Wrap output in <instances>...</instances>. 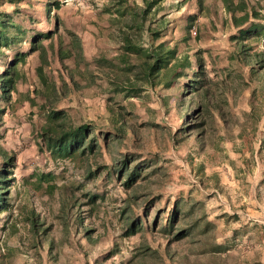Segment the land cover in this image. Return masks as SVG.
I'll return each instance as SVG.
<instances>
[{"label": "trees", "instance_id": "obj_1", "mask_svg": "<svg viewBox=\"0 0 264 264\" xmlns=\"http://www.w3.org/2000/svg\"><path fill=\"white\" fill-rule=\"evenodd\" d=\"M21 1L0 0V58L4 56L3 49L10 51L0 64V140L4 136L5 118L13 114L16 107L26 104V119L31 125L29 133L37 154L45 164L76 163L81 159L84 164L81 177L90 182L93 189L75 193L76 186L57 183L53 171L46 167H31L29 174L22 175L17 182V153L0 143V218L7 214L12 194L43 196L48 209L55 210L54 215L64 228L70 226L87 243H93L101 234L115 233L116 238L113 236L103 260L119 254L124 240L139 233L141 236L134 242L129 257L117 259L114 264H138L149 256L161 264L163 254L171 260L170 244L177 246L184 236L193 232L197 240L207 244L209 252L227 250L226 245L212 243L207 238L213 224L204 220L202 200L177 196L172 199L162 223H158L162 212L159 209L147 221V212L160 195L152 198L148 193L141 194L144 186L141 183L155 172L157 160L140 159L137 153L124 151L110 155L108 162L102 161L108 145L119 143L131 130L110 102L117 95L128 100L152 94L167 108L169 95L160 92L179 86L182 103L177 107L181 110L182 123L170 135L174 145L189 137L201 143L210 128L207 119L211 122L216 119L224 129L237 128L238 136L246 137L249 146L252 140L263 143L264 134L258 135L257 131L259 123L264 124V0H194L195 11L188 13L182 24L180 40L187 44L183 51H178L175 41L164 40L169 20L162 7L165 0H105L95 7L97 12L94 13L98 20L102 15L107 17L106 33L100 27L89 28L88 33L106 45L115 44V53L110 57L84 50V34H79L71 21L65 22L59 16L58 11L64 5L60 0H43L44 21L41 22H34L28 9V13L23 12ZM185 1L177 0L174 8L180 9ZM29 7L33 8L32 4L26 5ZM160 11L162 13L158 14ZM202 16L210 32L216 30L218 22L220 32L227 31L226 38L231 44L224 53L225 65L219 78L214 69L217 63L214 56L219 59L220 55H212L198 44L192 54L188 51L190 39L200 42L198 19ZM25 19L27 25L23 23ZM49 20L51 27L47 24ZM22 43H26V47L20 48ZM208 64L211 69H207ZM208 71H212L213 78ZM230 78L231 81L227 80ZM100 86L106 92V112L114 133L98 130L90 121L74 122L65 109L58 107L62 99L70 95L78 98L84 89ZM244 92H247L246 98L242 97ZM237 99L247 100L242 120L232 116L227 107L229 102L234 105ZM114 135L116 141H110ZM101 174L102 179L111 178L122 190H130L122 199V205L116 207L117 224L112 222L103 203L105 192L102 184L97 183ZM139 198L140 215L132 212L133 207H139L136 201ZM40 214L31 205L20 211V218L33 241L32 248L39 249L50 229V224H45V216ZM0 227L5 230L0 241L8 249L7 239L18 238L19 229L12 220L3 222ZM147 232L162 234V253L143 238ZM47 242L46 251L50 252L53 246L51 240ZM53 256L56 262V254ZM186 260L184 256L182 264H187Z\"/></svg>", "mask_w": 264, "mask_h": 264}, {"label": "rangeland", "instance_id": "obj_2", "mask_svg": "<svg viewBox=\"0 0 264 264\" xmlns=\"http://www.w3.org/2000/svg\"><path fill=\"white\" fill-rule=\"evenodd\" d=\"M60 1L64 5L58 11L59 16L65 22L71 21L70 23L74 25L77 32L84 34L83 37H89L88 50L92 53L96 51V56L105 54L110 57L115 53V44L106 45L88 33L89 28L97 30L98 27L103 28V32L106 33L107 17L102 15L98 20L94 13V11L97 12L95 7H99L105 0ZM176 1L165 0L162 3L168 15L166 19H169L163 36L167 42L175 41L178 51H183L187 44H183L180 40L182 24L184 17L195 11L194 0H186L177 10L174 8ZM29 3L33 8H26ZM42 4L43 0H22L19 3L24 13L29 11V16L34 22L44 21ZM17 20L22 22L20 19ZM198 22L201 26L200 42L189 40V54H192L198 44L203 49H207L208 53L220 55L219 59L214 56L217 62L214 69H216L217 77H222L221 68L225 65L224 53L231 47L226 38L227 31L224 34L220 32L217 20V28L211 32L208 31L209 25L205 17H200ZM23 23L27 25L28 21L25 19ZM47 24L51 27L52 21L49 20ZM41 28L43 29L42 26ZM26 45L22 43L20 48ZM2 51L4 56L0 58V64L4 61L5 55H10V51L4 49ZM206 67L209 69L212 66L208 64ZM208 75L211 78L214 77L212 71H208ZM80 77L79 75L78 78ZM227 80L231 81V78ZM235 82L234 80L233 84ZM251 84L256 85V82ZM101 89V86L97 89H84L78 98L70 95L62 99L58 107L65 109L74 122L90 121L98 130L114 133L106 112V105L108 106L106 92ZM160 94L169 95L167 108H164L152 94H149V97L142 96L141 99L128 100L121 99L120 95L114 96L110 105L113 110L120 112L131 130L127 131L125 138L119 143L112 142L108 145L102 161L108 162L111 159L110 155L124 151L137 153L141 156L140 159H156L155 172L141 183L144 185L140 190L141 194L148 193L152 198L160 195L147 212V221L153 216L155 210L159 209L162 212L158 223H162L172 199L177 196H183L192 201L202 200L204 203L202 212L206 214L204 220L213 224L207 238L212 243H220L228 248L221 253H211L208 251L207 244L197 240L198 237L193 232L184 236L177 246L172 242L169 252L173 254V258L168 260L164 254H160L163 258L161 264H182L184 256L187 264H264V142L258 139L252 140L249 146L246 137L238 136L237 128L231 126L224 129L216 119L213 122L207 119L210 128L206 131L201 143L189 137L174 145L170 140V135L182 123L181 110L177 107L178 103H182L180 87L174 86L169 90L161 91ZM242 97L246 98L247 92H244ZM227 107L233 114L232 116L242 120L244 110H247V100L237 99L234 105L229 102ZM27 112V105L22 104L16 107L13 114L5 118L4 136L0 140L2 145L14 149L17 153L15 169L17 182L20 181L22 175L29 174L31 167H46L53 171L57 183L64 182L69 187L76 186L73 188L75 193L81 190L87 191L89 188L93 189L90 182L81 177L84 165L81 159L76 163L63 161L56 164L49 162L45 164L46 162L37 154L31 140L29 133L31 125L26 119ZM257 132L258 135L264 134L262 122L259 123ZM115 135L109 138L110 141H116ZM100 176L97 183L102 184L105 192L103 202L105 209L112 222L117 224L116 207L122 205V199L130 190L124 191L111 178L106 180L102 179L103 174ZM44 200L43 196L25 195L21 192L12 194L9 210L7 214H3L4 216L1 215L0 225L5 221H15L19 236L7 239L8 249H5L4 243L0 241V262L3 264H84L87 261V264H109L113 261L112 264H114L117 259L124 260L129 257L134 242L141 236L138 233L124 240L119 247V254L103 260L104 253L115 237V233L101 234L94 239L93 243H87L70 226L64 228L54 215L55 210L50 211ZM136 201L139 207H133L132 212L140 215L141 198ZM27 205L33 206L36 211L45 216V224H50L45 240L41 241V249L32 248L33 241L29 238L26 225L20 218V211ZM198 211L197 209L196 213ZM3 227H0V240L5 231ZM98 231L102 233V228L99 227ZM160 235L162 234L158 232H147L144 233L143 238L145 237L154 249L158 248V251L162 253L164 242ZM48 240H51L53 246L50 252L46 251ZM53 254H56V262H54ZM138 264L158 263L156 258L149 256L140 260Z\"/></svg>", "mask_w": 264, "mask_h": 264}, {"label": "crops", "instance_id": "obj_3", "mask_svg": "<svg viewBox=\"0 0 264 264\" xmlns=\"http://www.w3.org/2000/svg\"><path fill=\"white\" fill-rule=\"evenodd\" d=\"M82 38H83L84 40H86L85 45H84V47H85L84 50L87 51V52H89V50H88V49H89V48H88V47H89V46H88V43H89V37H86V38H85V37H82ZM29 69H31V66L29 67ZM31 72H32V70H30V75L32 74ZM31 76H33V75H31Z\"/></svg>", "mask_w": 264, "mask_h": 264}]
</instances>
